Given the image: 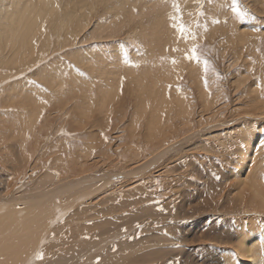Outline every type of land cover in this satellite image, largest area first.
Here are the masks:
<instances>
[{
    "label": "bare ground",
    "instance_id": "obj_1",
    "mask_svg": "<svg viewBox=\"0 0 264 264\" xmlns=\"http://www.w3.org/2000/svg\"><path fill=\"white\" fill-rule=\"evenodd\" d=\"M0 1L3 8L0 11V65L2 67L7 69H14L19 72L21 66L37 64L40 61L43 52L48 51L52 47L53 51L57 54L60 52L65 53L67 51L64 55L65 61H59V59L56 60V58L53 60L50 59L51 61H49L48 65H46V62L44 61L42 62V68L36 71L34 75H32V77H35L36 81L40 82V85L43 89L41 87L36 88V86L22 82L4 86L8 89L6 91L5 96H0L4 97L1 100V104L3 106L15 105L17 107L14 108L17 109V112L14 113L13 116L0 115V119L2 117L4 120L5 117L7 119L6 122L9 123V127L7 130H4L2 138L5 142H0L6 143L5 148L3 149L4 154H2L1 160L7 161L11 157L15 156L19 160L28 161L30 156H34L36 154V150L40 147L42 143H44L42 142V139L45 137L44 135H46V133L48 132H45L46 130L44 131L43 128H47L48 124H50V122L52 123V121H50V118L52 117H45L46 110H50L52 107L59 105L60 102L64 101L67 98L65 96L70 97L66 100V102L64 101L65 103L63 102L64 105H62V108L65 109L64 112H67L68 110H76L78 113L77 118L70 117L72 119L71 121H73V123L71 122L72 124L75 123L79 126H83L84 120L88 121L92 113L97 116L93 119V124L90 127L94 128L93 134H91L90 138L86 141L83 142V140H81V144L79 145V147L75 148L73 152L69 150L70 148L61 151L65 147H60L58 148V150H55V148H53V150L49 151L46 154H54L53 156L55 158L56 164L61 163V165H58L59 167H62V163H64L65 161L67 163V161L70 160L73 163L74 167L81 169V171H85L83 173L86 174L93 167V165L90 164V158H92L90 154L92 151L98 150L101 151L105 156L109 155L110 157L111 155L113 156V154L116 153L117 155H119L120 160L117 159L119 162H123L126 160L125 162L128 164L130 163L129 161L133 159H140V157H142L143 155L145 156L143 149H147V147L150 146L152 143H161V149L165 148L166 146H168L167 144L170 142V140H172L171 134L167 130H173V121L175 119H178L181 122L180 125H182V129L190 127L191 123L195 122L193 116L197 114L195 110V107L197 105L190 98V96H192V89L189 90L191 92L186 90L188 87L186 85V82H188L187 84H189V88H194L197 91V100L201 106V112L204 113H198L199 121L197 122H201V119H204L206 117L214 116L215 109L213 104L215 102V96L217 92H219L217 90L219 88H214V78H216L215 74H212V76L209 75V73L205 74L203 71L202 64L184 59L185 50L187 48H190L193 43L198 46H202L204 44L212 46L216 45L221 50V56H225V54L230 51L234 58L239 60V62L247 70H243L238 75L241 83L245 84L246 79L250 83L251 78L249 76H251L252 74L251 71L248 70L250 68H256L258 69L259 73H264V0H246V5L248 6L241 7L239 10H236L234 7L232 8L230 4L231 2H226L227 0H213V2H211L212 5H205L204 11L206 12V16H203L202 18L199 17L200 19L198 18L199 20L191 26L189 25V22L192 19L191 12H193L195 8L194 4L198 0ZM174 5L178 6L179 8L180 22L185 24L189 28L191 33L195 34V41L189 40L186 43L183 39H181L179 42H177V33L172 27L173 23L176 22L173 17L177 16V11ZM250 6L254 8V14H252ZM257 8H260L261 12L263 13V16H258L259 11L257 10ZM133 22L137 24V28L140 31L139 36L143 43V50L137 52L136 50L132 49V52L128 57H124L123 53H118L115 54V56H110L106 53V51L99 52L97 46H92L93 43L96 41L110 38L119 40L120 36L123 35H128L129 40L133 43L134 40L130 32V25ZM77 42L83 43L84 46L76 48L75 50H69L68 47L74 48V45ZM260 44L263 50V53H261V55H259V51H262L259 50ZM98 45L103 46L102 44ZM127 46H131L129 45V42H127ZM112 48L115 49L117 52H119L120 50L119 46H113ZM174 48H179L180 51H172V49ZM250 51L257 59L255 62L256 64H253V62H251L254 57L249 60L244 56L245 52L250 53ZM51 52L52 50H49V53ZM172 59H175L177 63L172 64L170 62ZM109 63L110 65H108ZM62 68H66L67 70H63ZM88 72L92 74V78H87L86 73ZM263 76L264 75L262 74V77ZM86 79H88V81H85ZM235 80L237 79L235 78L234 81ZM236 82L240 84L239 81ZM247 85L248 91L250 88V92L248 94L249 98L252 100L253 108L256 111H259L260 114H264V98L262 97L264 78H261L258 82L252 81L250 85ZM219 86L220 85L218 84V87ZM1 87L2 86H0V89ZM65 87H68V90H71L72 93L68 92V90H65ZM220 87L222 89V86ZM123 100L126 101L123 102ZM245 100L247 101V98ZM123 104H125V108L122 107ZM66 115L68 117L70 116V114ZM113 125L117 127L118 132H115L114 130V133L110 132L112 129L111 127ZM49 127H51V129H54L53 126L49 125ZM217 127L210 128L213 131H210V133L208 134L213 135L214 133L215 135H217L221 133H216L218 131L216 130L218 129ZM178 130L179 129L177 128V131ZM202 131L205 132V129H202ZM257 131H253L254 135L252 134V136L249 132V135L244 134L243 138H240L241 140H244L242 141V143L245 142L249 144V142L251 141L253 145H255L259 142L260 139L264 141V139H262L264 136H260L261 133L259 134ZM259 131L261 132L260 129ZM50 133H53V131L50 130ZM201 133L198 132L197 135H199L197 137H200ZM195 134L196 132L194 133V136ZM138 135L142 136L141 139L144 138L146 141L143 146L141 143H139L141 139H138ZM191 137H193V135ZM64 142L65 141H63V143ZM117 142L122 143V145H118ZM208 143L210 144V142ZM198 144L200 143L197 142V146H199ZM43 145L47 146V143H44ZM260 145L261 144L259 143L258 147H260ZM157 147H159V145ZM200 147L204 148V146ZM151 148H154L153 145H151ZM196 148L198 149V147ZM255 148L254 150H256ZM260 148L262 149V147ZM157 149L160 148H156L152 151V153L150 152L151 156L148 155L150 159L152 156H154L153 154L157 151ZM208 149L210 150L212 148ZM175 150H177V148ZM254 150L252 149V151ZM212 151H210V153H213ZM235 152H237L238 154V150H235ZM163 154L164 153H162V155ZM169 154H172L171 151L169 152ZM252 155H254V153ZM163 156L161 158H163ZM74 157L76 162L73 161ZM255 157L259 158L256 154ZM158 158L159 157H155L152 160L149 159L150 161H148L147 163L144 162L145 164H141V166L137 165L136 168H132V170L127 171L125 174H122L125 176L123 177L124 180L140 179L143 176L145 177L146 171H153L154 168H156V165H158L159 161H164L165 159L164 158L158 160ZM262 159H264V157H262ZM136 163H138V160H136ZM248 163L249 162H246V165L241 164L243 165L242 169L238 170V172L236 171L239 175V179L236 178L239 184L236 185L235 182V185L237 187L236 190L239 193H237L236 191L238 196L236 195L237 197L235 198H237V202L239 201L238 198H240V196V201L243 200L244 202H246L245 199H248V201H255L257 202H254L255 206L259 205V207L257 208L261 209L264 208V193L262 191V188L264 187V174L261 171L262 166H260V168L259 165L256 163V166H258V168L251 169V167L249 168L247 166ZM254 163L255 162H253V164ZM92 171L90 172L91 174H87L89 175L87 177L85 174V177L81 176L82 180H77L71 184L68 183L67 185H63V187L58 186L56 188H53L52 190L50 188V190H46L45 192L42 191L44 187L47 188L45 182L39 181L38 184H34V188H32L37 190L40 189V191H37L38 194L33 195L34 193H32L30 190H26V192H23V194L21 191L23 195H21V198L20 196H18L19 201L14 200L16 199L14 196H11V198H8V196H6L0 199V264H31L34 254L39 253L43 246L45 247L44 252H50V250L54 248L55 245L53 246V244L47 245L48 243L46 241L45 233H48L49 231L46 232V225L52 226L53 224L57 223L60 218H65V216L69 217V214L72 213L69 211H72V209L70 208L65 209L64 207L62 211L59 210L62 205H65L66 203L62 201L63 199H60V201L58 202L59 204L53 205V200L54 198H56L54 196L65 194L66 198H68V196H71L70 192H73L75 198L72 201L74 202L81 199L83 202L85 200V194H81L83 197L81 195L78 196L76 194L85 192L87 195L90 194V196L93 197L97 193H100L99 189H102V187H104L106 183L112 180H105L108 174L101 175L100 173L99 175L100 171L98 172L97 169L94 170L96 172ZM109 175L111 177L112 174ZM113 177H115V175H113ZM50 178H52V176L47 175L45 179ZM114 180L116 182L117 179H113V181ZM222 180H224V177ZM99 181H102V185L97 186V183ZM121 181H123L122 178ZM191 185L192 184H190V186ZM210 185H212L211 182ZM212 186L211 188H213ZM105 188L109 189V186H106ZM105 188L103 189L105 190ZM104 190H102V192ZM245 191H247L248 193L246 192L243 195L242 192ZM30 192L31 196L29 194ZM115 194L112 196L117 197V195ZM225 196H227V194ZM71 198L72 197H70L69 199ZM87 198L90 201V197ZM111 199L112 198H108L107 200ZM116 199L114 200L116 201ZM61 201L62 204L60 203ZM125 201L127 200H124V202ZM141 201H143V199H140V206L141 204H143ZM250 201L249 203L251 204ZM128 202L126 203L128 206L130 205L129 208L131 206H134V203H136L129 202V204ZM159 202L163 203L161 201H158V203ZM80 204L81 203H79V206H81ZM109 204L111 205L112 203L109 202ZM121 204L125 207L124 203L121 202ZM235 204L233 205L235 206ZM112 205H118V202L116 201V204ZM120 205H118V207L116 206L115 208L118 209L122 206ZM239 205L242 204L240 203ZM239 205L238 207H240ZM140 206L138 207V210H142L145 207L144 205H142L141 207ZM147 206L149 207V205ZM242 206L240 207L241 209ZM112 207H108L110 211L115 209H113ZM148 207L145 208L146 210L144 209L143 211L148 212ZM245 207L248 209V206L245 205L243 210L245 209ZM109 209L107 211H109ZM117 209H115L116 212ZM120 209L121 208H119V210ZM115 210L114 213L113 211H111V214L114 215ZM107 211H102V213L104 212V216L105 213H109ZM140 211L137 213H140ZM101 215L103 216V214ZM98 216H100V214ZM102 216L100 217V219H102V222H107L102 223L103 225L105 224V226L100 224L101 222L98 221V219L97 221L99 222L100 226L103 227L102 230L104 231V227L109 228L107 227V225H109L110 222H108V219V221L105 220V217L103 220ZM167 216H169V214H167ZM112 220L114 222L113 218ZM98 222L96 223L94 221V223H96V226ZM168 223H166V225ZM114 224H116V222ZM90 226L92 228L94 226L95 230L96 226L94 224ZM149 227H152V225H149L148 228ZM111 229L112 228L110 227V230ZM70 230L72 233H76L77 231L74 228ZM101 231L98 230L99 233ZM245 231L246 230L244 228V231L242 232L246 235L240 234L239 236H237L239 243L238 245H236V247L233 246L235 250H232L234 256L235 253H238L236 255H238L239 260H236L235 258V260L229 259L230 257L227 258L228 256H226L227 262L224 261V264H264V234H262L263 232L260 233L256 231L252 234H248ZM104 233L107 234L106 232ZM158 238L160 242H164L162 240L163 237ZM80 239L78 238V241H81ZM163 239L166 241V238ZM103 241L104 239L101 242ZM132 245L136 246L135 244ZM230 253L232 252H228V254ZM233 254L231 256H233ZM113 260L110 261V264H112ZM120 260L121 256L119 257L118 261ZM103 261L105 262L104 259ZM107 262L108 261H106V263ZM117 262L115 263L118 264L119 262ZM120 263H122V261Z\"/></svg>",
    "mask_w": 264,
    "mask_h": 264
},
{
    "label": "rangeland",
    "instance_id": "obj_2",
    "mask_svg": "<svg viewBox=\"0 0 264 264\" xmlns=\"http://www.w3.org/2000/svg\"><path fill=\"white\" fill-rule=\"evenodd\" d=\"M211 2H213V0H198L194 4L195 8L193 12H191L192 19L189 22L190 26L195 24V22H197L203 16L204 17L206 16V12L204 11L205 5L206 6H208L209 4L212 5ZM226 2H231L230 4L232 8L234 7L236 10H239L241 7L248 6L246 5L247 3L246 0H235L234 3H233V0H227ZM2 9L3 8L1 5V1H0V11ZM257 10L259 11L258 16L260 17L263 16V13L261 12L260 8H257ZM251 12L252 14L255 13L254 8L252 7H251ZM130 26H131L130 28L131 36L134 40L133 43L129 40L128 35H123V36H120L119 40L112 39V38L104 39V40L94 42L92 46H97V48L99 49V52L106 51V53L110 56H115V54L123 53L124 57H128L130 56L132 49L136 50L137 52L143 50V43L139 36L140 31L137 28V24L133 22ZM127 42H129V45L131 46H127ZM98 44H102L103 46H100ZM82 46H84L83 43L77 42L74 45V48H70V47L68 48L69 50H75L76 48H79ZM113 46H119L120 47L119 52L113 49L112 48ZM199 47H200L201 59L202 60L206 59L209 62V65H210V70L208 71L209 75L212 76V74H215L216 78H214L215 79L214 88H219L217 89L219 92H217L218 95L216 94L215 102L213 104L214 109H215L214 116L206 117L204 119H201L202 120L201 122H197L199 121V114H204V113L201 112V108H200L201 106L197 100V91L194 88H191V87L189 88V84H187L188 82H186V85L188 86L186 90L189 91L192 89V92L189 91L191 92V95H192L190 96V98L197 105L195 107L197 114L193 116L194 121L196 123L193 121L194 123H191L190 127H186V129H182V125H180L181 122L178 119H175L173 121L174 123L173 130H169V129L167 130L171 134L172 140H170V142L167 144L168 146L162 149H161L162 145H160L161 143H152L151 145H153L155 149L156 148H160V149H157L156 151L157 153L154 151L155 152L153 154L154 156H152L151 159L149 158V156H151L150 152L152 153V151L155 149L151 148V145H150L147 147V149H143L145 156L143 155L142 157H140V159L139 158L133 159L129 161L130 163L128 164L125 162L126 160L123 162H119L118 160H120V158H119V155H117L116 153L113 154V156L111 155V157L109 155H106L107 156L106 157L101 151L96 150V151H92L90 154L92 157L90 158L91 160L90 164H92L93 167L86 174L83 173L85 171H81V169L74 167L73 163L70 160H68L67 163L65 161L64 163H62L63 166L59 167L58 165H61V163L56 164L55 158L53 156L54 154H49V155H46V154L49 151L53 150V148H55V150H58V148L60 147H65L61 151L66 150L67 148H70L69 150L73 152L75 148L79 147V145L81 144L80 143L81 140H83L84 142L90 138L91 134H93L94 128H90V127L93 124V119L97 116L94 113H92L88 121L84 120L83 126H79L75 123L72 124L73 121H71L72 119L70 117L77 118L78 117L77 111L68 110L67 112H64L65 109L62 108V105H64V103L70 96L69 97L65 96L67 97L64 100L65 102L62 101L59 103V105L52 107L50 110L49 109L46 110L45 117L53 118V119L50 118V121H52V123L49 121L50 124H48V127L43 128L44 131L46 130L45 132L48 131L46 135H44L45 137L42 139V142L47 143V146H44L43 145L44 143H42L40 147L36 150V154L34 156H30L28 161L19 160L15 156L11 157L7 161L1 160L2 154H4L3 149L5 148L6 143H0V199L6 196H8V198H11V196L12 197L14 196L16 198L14 200L19 201L18 196H20L21 198V195H23L24 194L23 192H26V190L27 191L30 190L32 193H34L33 195H37L38 194L37 191H40V189L37 190V189H32V188H34V184L35 185L38 184L39 181L45 182V185L47 186V188L44 187L42 189V191L45 192L46 190L47 191L50 190V188L52 190L53 188H56L58 186L63 187V185H67L68 183L71 184L77 180L78 181L82 180L81 179L82 177H85V175L86 177L89 176L87 174H91L90 172L96 169L98 172L100 171L99 175L100 173L101 175L108 174L105 180L106 179L108 181L112 180L106 183L105 186L102 187V189H99L100 193H97L93 197H91L90 194L87 195L85 192L76 194L78 196L81 194L82 195L85 194V197H84L85 200L83 198L84 200L83 202L81 199L73 202L72 200L75 198V195L73 194V192H70L71 196H68V198H66L65 194L54 196L56 198L53 197L54 198L53 205L59 204L58 202L60 201V199L61 200L63 199L62 201L64 203L66 202L65 205H62L63 208L61 207L59 209L60 211H62L65 207V209H69V208L72 209V211L69 210L72 213L69 212L70 213L69 217L65 216L64 218L61 216L62 218H60L59 221H57V223L52 225L54 227H52L51 225L50 226L46 225V228H47L46 232L49 231L48 233H45L46 241L48 243L47 245L53 244V246L54 245L55 246L53 249H51L52 251L50 250V252L49 251L44 252L45 247L43 246L42 249L40 250L41 252L39 251V253H42V259L37 258L38 253L34 254L31 264H81V263L82 264H100V263L110 264L111 263L110 261L113 259L114 260L112 261V264H116L115 262L118 261L120 256H121V260L118 261L119 263L117 262L118 264H122V263L123 264H132V263L133 264H141V263L143 264L145 261L147 262H145L144 264H224L225 262H227L226 256H228L227 258L230 257L229 259L239 260L238 255H236L238 253H235V256H234L232 250L239 243L237 236H239L240 234L246 235L245 233L242 232L244 231V228L246 230L245 232L248 234H252L256 231L260 233L263 232L262 234H264V213H263L264 208H261V209L257 208L259 207V205L255 206V203L257 202L249 200L251 202L250 204L248 199L247 200L245 199L246 202L242 200L244 202L243 203L242 201H240L241 196L240 198H238L240 201V202L238 201L239 203L236 201L237 198H235L238 196L237 193H239L236 190L237 189L236 185L239 184L238 180H236V178L239 179V175L237 172L238 170L242 169L244 164L246 165V162H249L247 166L249 168L251 167V169L258 168V166H256L257 164L259 165V167L262 166V168L261 167L260 168H261L262 173L264 174V168H263L264 159H262V157H264V148H263L264 141L260 139L257 144L253 145L251 141L249 142V144H247L245 142L242 143V141L244 140L240 139L241 137L243 138L244 134L249 135L250 133V135L252 136L253 131H257V130L259 134L261 133L260 136H264L263 135L264 134V131H263L264 114L263 113L260 114L259 111H256L253 108L252 100L249 98V94H248L250 92V88L248 91V85H247V84L250 85L252 81L258 82L261 78H264V76L262 77V74L264 75V73H259L258 69L256 68H250L248 69L252 73L251 76H249L251 78L250 83L247 81V79H246L245 84L241 83L238 75L243 70L245 71L247 70L245 67H243V65L239 62V60L234 58V56L232 55L230 51L227 54H225V56H221V50L216 45L212 46V45L204 44ZM49 50H52V52L49 53ZM49 50L43 52L42 57L37 64L21 66L19 69V72H17L14 69L4 68L0 65V86H2L0 89V96L6 95V91L8 88L4 86L11 85L13 83L22 82V83L31 84L33 86H36V88L37 87L42 88V86L40 85V82L36 81L35 77H32V75H34L36 71L42 68V65H43L42 62L44 61L46 62L45 63L46 65H48L49 61L55 58L56 60L59 59V61L61 60L65 61L64 55L67 52L66 50H62L66 52L65 53L60 52L57 54L56 52L53 51V47L50 48ZM259 50H262L261 44L259 45ZM261 53H263V50L259 51V55H261ZM244 56L248 58L249 60H251L254 57L251 51L250 53L245 52ZM256 60L257 59L254 57L251 62H253V64H256L255 63ZM108 65H110V63ZM62 69L67 70L66 68H62ZM86 75L88 79L93 77L90 72L86 73ZM235 78L237 80L234 81ZM88 79H86L85 81H88ZM236 81H239L240 84H238ZM218 84L222 86V89L220 86L218 87ZM65 88H66L65 90H68V87H65ZM68 92L72 93L71 90H68ZM263 92H264V87L262 88V97L264 98ZM3 98L4 97H0V115L13 116L14 113L17 112V109L14 107H17V106L15 105L3 106L1 104V100ZM246 98H247V101L245 100ZM124 101L126 100H123V102ZM122 107L125 108V104H123ZM66 114H70V116L68 117ZM217 118H220V119H217ZM0 120H1L0 121V142H5L2 138H3L4 130H7L9 127L8 126L9 123L6 122L7 119L5 117H4V120L2 117ZM49 125L53 126L54 129H51ZM249 125H251L252 127ZM115 127H116L115 125L111 127L112 128L110 131L111 133H114V131L118 132L117 127L116 129ZM213 127L218 128L216 129L218 130L216 133H219V132L221 133L217 135H215L214 133L213 135L208 134L210 133V131H213L212 129H210ZM177 128L179 129L178 131H177ZM206 128H209V129H206ZM202 129H205V132L202 131ZM259 129L261 130V132L259 131ZM50 130H52L53 133H50ZM241 130L242 131L244 130L243 133ZM195 132L196 134L194 136ZM198 132L201 133L200 137H197L199 135V134L197 135ZM191 134L193 135V137H191L192 136ZM202 134H206L207 136L202 135ZM141 138L142 136L138 135V139H141ZM262 139H264V137ZM63 141L65 142L63 143ZM197 142L200 143L201 145L198 144L199 146H197ZM208 142H210V144ZM139 143H141L143 146L144 143H146V141L143 138L140 140ZM259 143L261 144L260 147H262V149L258 147ZM117 144L122 145V143H119V142H117ZM178 144H181V145H178ZM158 145L159 147H157ZM200 146H204V148ZM175 147L177 148V150H175L176 149ZM196 147H198V149ZM208 148H212V149L209 150ZM254 148L256 150H254ZM252 149L254 151H252ZM235 150L236 151L238 150V154L237 152H235ZM158 151L159 152L161 151V152L159 153ZM170 151L172 154H169ZM210 151H212L213 153H210ZM162 153H164L163 154L164 156L162 155ZM253 153L254 155H252ZM255 154L259 158H256ZM162 156L163 158H161ZM155 157H159L158 160L165 158L164 161L163 160L159 161L158 165H161V166L156 165V168H154L153 171H150V172L146 171L147 176L146 175L145 177L143 176L142 178H140L141 180L140 179L124 180L123 177L125 176L122 174H125L127 171L132 170V168H136L137 165L141 166V164L147 163L148 161L152 160ZM136 160H138V163H136ZM73 161L76 162L75 157L73 158ZM259 161H261L262 164ZM253 162L255 163L253 164ZM109 174H112L111 177ZM119 174L121 177L119 176ZM47 175L52 176V178L45 179ZM113 175H115V177H113ZM223 177H224V180H222ZM121 178L123 181H121ZM113 179H117L119 182L117 180L115 182V180L113 181ZM210 182L212 185L214 183V185L213 186L210 185ZM235 182H236V185H235ZM190 184L192 185L190 186ZM100 185H102V181H99L97 183V186H100ZM106 186H109V189L105 188ZM211 186L213 188H211ZM24 187L27 189H25ZM103 188H105V190ZM195 188H196V191H195ZM102 190L104 191L102 192ZM132 190L135 192H133ZM21 191L23 194L21 193ZM262 191L264 193V187L262 188ZM31 192L29 193L30 196H31ZM246 192L247 191L242 192L243 195ZM114 194L117 195V197L112 196ZM124 194H125V197H124ZM226 194L227 196H225ZM86 196L90 197V201ZM70 197L72 198L69 199ZM114 197H116L117 199ZM108 198H112L113 202H112V199L107 200ZM114 199H116V201L118 202V205H120L121 202L125 204V207L122 204H121L122 206L120 205L121 207H119L121 208L120 210H123V211H120L119 208L118 209L115 208L116 206L118 207V205H115V206L112 205V204H116V201ZM140 199L141 200L143 199V201H141L143 203L141 204V206L144 205L145 206L144 209L148 207L147 205H149L147 209L148 212L143 211L144 209L142 210L140 209L141 211L138 210V207L140 206L139 205ZM124 200H127V201L124 202ZM128 200L129 202H132V203L136 202V203H134V206H131L129 208L130 205L128 206L126 203L128 202ZM62 201L60 202L61 204H62ZM158 201H161L163 203H160V202L158 203ZM77 202L81 203L80 204L81 206H79V203ZM109 202L112 204L110 205ZM240 203L244 205L243 206L239 205ZM233 204H235V206ZM248 204H250L251 206ZM238 205L240 207L242 206V209L238 207ZM245 205L248 206V209L245 207V209L243 210ZM108 207L117 209V212L114 209L115 214L114 215L111 214V211H113L114 213V210L110 211ZM249 207H250V210H249ZM107 208L109 209V211H107L108 210ZM104 210L105 212L106 211L109 212V213H105V216H104V212L102 213V211ZM139 211L140 213H137ZM99 214L100 216H98ZM101 214H103V216ZM167 214H169V216H167ZM101 216L103 220H104V217L106 218L105 220L108 219L109 221L108 220L107 221L110 222L109 225H112L113 227L107 225V227L109 228L104 227L105 230L103 231L102 230L103 227H101L100 224L107 223V222H102V219H100ZM112 218L114 219V222ZM97 219L98 221L101 222L100 224L97 221ZM94 221L96 223L98 222L97 226H96V223H94ZM115 222L116 224H114ZM166 223H168L169 225L168 224L166 225ZM92 224H94L97 227V228L95 227V230H94V226L93 228L90 226ZM149 225H152V227L148 228ZM103 226H105V224ZM110 227L112 228L111 230H110ZM72 228L77 230L76 233L71 232L70 229ZM97 229L100 231L102 230V231L99 233ZM104 232H106L107 234H105ZM151 232L152 233L154 232L153 235ZM143 234L145 237L143 236ZM106 237H110V238H106ZM158 237L166 238V241L162 238L164 242H160ZM78 238L79 239L81 238L80 239L81 241H78ZM103 239L104 241L101 242ZM132 244H135L136 246ZM98 246H99V250H98ZM228 252H232V253L228 254ZM232 254L233 256H231ZM103 259L105 260V262L103 261ZM106 261L108 262L106 263ZM121 261L122 263H120Z\"/></svg>",
    "mask_w": 264,
    "mask_h": 264
},
{
    "label": "snow or ice",
    "instance_id": "obj_3",
    "mask_svg": "<svg viewBox=\"0 0 264 264\" xmlns=\"http://www.w3.org/2000/svg\"><path fill=\"white\" fill-rule=\"evenodd\" d=\"M234 2H235V0H233V3ZM174 7L176 8L177 16L173 17V19L176 22L173 23L172 27L175 29V31L177 33V42H179L181 39H183L186 43L189 40L195 41V39H196L195 34L191 33L189 28L185 24L180 22L178 6L174 5ZM215 22H218V21H215ZM172 51L178 52V51H180V49L174 48V49H172ZM184 59L188 60V61H195V62L202 64L203 71L205 74H207L208 71L210 70L209 62L206 59H203V60L201 59L200 47L198 45H196L195 43H193L190 48H187L185 50ZM170 62L172 64L177 63V61L175 59H172ZM37 258L42 259V253H38Z\"/></svg>",
    "mask_w": 264,
    "mask_h": 264
}]
</instances>
